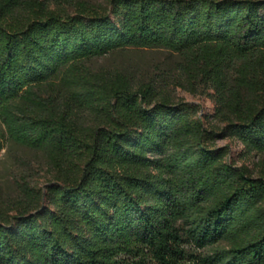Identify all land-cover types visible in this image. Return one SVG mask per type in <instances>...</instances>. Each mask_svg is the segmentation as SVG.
I'll use <instances>...</instances> for the list:
<instances>
[{"label":"trees","instance_id":"1","mask_svg":"<svg viewBox=\"0 0 264 264\" xmlns=\"http://www.w3.org/2000/svg\"><path fill=\"white\" fill-rule=\"evenodd\" d=\"M0 124V264H264V0H0Z\"/></svg>","mask_w":264,"mask_h":264},{"label":"rangeland","instance_id":"2","mask_svg":"<svg viewBox=\"0 0 264 264\" xmlns=\"http://www.w3.org/2000/svg\"><path fill=\"white\" fill-rule=\"evenodd\" d=\"M92 2H99L100 0H88ZM139 55L143 56L148 60L149 62H152L153 60L159 61L163 60L167 57V53L163 51H146V52H138L134 53V57H138ZM114 59L111 57H107V59H99L93 62V64L97 67L107 64H112ZM178 96L180 98L186 99L187 101L194 102L202 108L201 113H212L214 112V107L212 102L204 97V96H196L192 93H189L188 91H183L181 89L177 90ZM3 132L4 129L2 125L0 124V144L4 142L3 139ZM221 146H227L229 148L230 153V160L236 159L239 164L244 161V159L241 157V151L243 150V145L236 139L226 138V139H220L218 142ZM38 155L35 153H31L30 151L23 149V148H14L11 145H6L3 150L0 153V174L5 170H7L6 173L10 175V178L8 181H12V177H17L19 174H22L23 172H29L31 176H34V178L40 182L43 183L45 181V177L43 174L42 167L43 165L38 160ZM257 158H255V161ZM248 164H251V160L247 161ZM7 178V177H6Z\"/></svg>","mask_w":264,"mask_h":264}]
</instances>
